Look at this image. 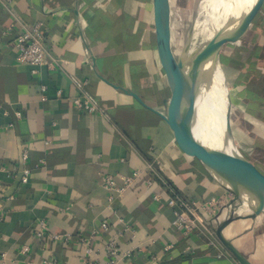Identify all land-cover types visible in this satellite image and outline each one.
Segmentation results:
<instances>
[{
	"label": "crops",
	"instance_id": "1",
	"mask_svg": "<svg viewBox=\"0 0 264 264\" xmlns=\"http://www.w3.org/2000/svg\"><path fill=\"white\" fill-rule=\"evenodd\" d=\"M241 1L251 9L257 0ZM13 9L27 25L44 22L49 54L37 73L17 60L19 25L6 32L15 19L0 4V264H108L111 239L121 252L117 264H240L213 230L229 209L211 215L202 207L226 191L163 117L174 89L158 57L153 0H14ZM259 12L240 39L220 47L228 72L240 73L235 59L253 62L255 73L264 75V59L241 50L243 38L264 44V24L254 28ZM232 14L230 3L225 21ZM85 92L100 111L75 106L74 98ZM227 95L228 114V88ZM14 164L30 170L28 182L21 172L4 170ZM136 170L141 175L110 201L102 176L122 184L121 177ZM174 193L194 204L199 216L188 234L174 224ZM40 219L48 224L44 238L35 233ZM257 227H264L263 216L235 220L224 233L253 264H264ZM66 232L73 235L68 241L48 237ZM78 235L90 239L91 256ZM24 245L30 249L22 254Z\"/></svg>",
	"mask_w": 264,
	"mask_h": 264
},
{
	"label": "water",
	"instance_id": "2",
	"mask_svg": "<svg viewBox=\"0 0 264 264\" xmlns=\"http://www.w3.org/2000/svg\"><path fill=\"white\" fill-rule=\"evenodd\" d=\"M264 0H257L238 29L221 34L226 26L225 17L231 0H215L207 16L199 12L193 21L183 54H175L169 25V16L163 0H153L157 48L162 65L173 83V96L165 100L166 114L163 117L175 131L191 155L196 157L213 179L233 196L229 201L231 214L213 226L221 243L240 264H253L251 260L227 237L224 229L241 214L235 215L238 204H247L252 211L248 217L255 218L264 213V172L250 160L236 142L229 115L226 117V136L233 144V152L213 148L204 144L195 134L197 99L202 85L212 75L206 65L213 61L224 65L220 47L240 39L248 25L262 8ZM229 28V25L227 26ZM226 27V30L228 28ZM225 75V74H224ZM215 218H218L216 216Z\"/></svg>",
	"mask_w": 264,
	"mask_h": 264
},
{
	"label": "built area",
	"instance_id": "3",
	"mask_svg": "<svg viewBox=\"0 0 264 264\" xmlns=\"http://www.w3.org/2000/svg\"><path fill=\"white\" fill-rule=\"evenodd\" d=\"M0 4L7 8L14 16V21L7 27L6 32L14 30L16 31V27L19 25L18 30L16 31V36L13 40V48L16 50L17 53V60L20 63L29 64L33 67V73H37L39 71V67L45 62L47 56H48V46H47V35L45 31L43 30L44 22L43 21H37L33 23L32 25H27L23 22H20L19 18L17 17L13 5L14 0H0ZM42 90L44 92L43 99H47L46 92L48 90V86L43 85ZM63 94L62 90H57V95L61 96ZM75 106L78 108L88 111L90 113H94L97 111H100L97 101L91 97L89 94H86V92L80 96H77L73 100ZM18 116H21V112H16ZM28 160V154L27 152L23 155V162L25 163ZM21 164H14L10 167H4V170L8 171L10 176H15L19 172H21V181L23 183H26L30 179V170L27 168L23 169L21 168ZM141 175V171H134L131 175H125L121 177L122 184H120L119 180L110 174H104L102 176V183L111 193L109 196L110 201H114L115 199V193H119L122 191H125L128 187H130L133 182ZM0 189L3 190L1 187ZM160 196L157 195L155 198H159ZM215 203L216 202H209V204L205 205L203 208L206 210V212H209L210 214L215 212ZM169 204L171 206H174L177 208L176 213V219L174 221V224L184 231L185 233H190L194 230V228L198 225V222L200 221L199 216L196 212L195 205L192 204L190 201L179 197L175 195L171 198L169 201ZM240 210V209H239ZM2 218V217H1ZM39 228L35 229V233L39 237H47V229L48 224L46 220L40 219L38 221ZM102 227L104 230H107L110 228V222L105 221L102 223ZM49 239L51 240H62V241H68L70 240L73 235L70 232H66L64 234H50ZM79 239L84 241L86 245V254L91 256L93 254V248L90 245V239L85 238L81 235H78ZM29 246L24 245L20 249V253L24 254L29 251ZM107 251L110 255L109 263L108 264H117L121 252L120 248L118 247V244L115 239H111L107 245ZM124 256H127L130 258L132 256L131 252H127L126 254H123ZM1 258L6 259L7 253L3 252L1 253ZM90 258V257H89ZM153 259L155 260L156 257L154 256ZM88 264H101L99 261L90 260L88 261ZM45 264H50V261H45Z\"/></svg>",
	"mask_w": 264,
	"mask_h": 264
},
{
	"label": "rangeland",
	"instance_id": "4",
	"mask_svg": "<svg viewBox=\"0 0 264 264\" xmlns=\"http://www.w3.org/2000/svg\"><path fill=\"white\" fill-rule=\"evenodd\" d=\"M204 1L205 0H163L165 10L169 16L170 28L173 25L174 30L177 29L178 36L183 42L182 49L179 52L176 51L174 40L172 42L175 54L178 57L183 54L185 44L189 36L190 27L199 12L201 4ZM231 3L233 7L236 6V14L227 16V20L225 21L227 22V24L225 23L226 27L228 25L230 27L236 22L243 20L245 14H247L250 10L246 5L241 4L242 3L241 0H231ZM226 27L223 28L224 29L223 31L221 30V34L226 32ZM157 52H158V48H157ZM158 57L162 65L159 52H158ZM162 67L165 73L169 75L165 67L163 65ZM224 71H225L224 74H225L226 84L230 95L229 96L230 104L228 111L233 127V132L236 138V142L241 148L242 152L249 159H251L258 167L260 166L259 168L264 172V110H259V106H260L259 102L252 101L250 97H249L250 99L247 97L246 98L242 97V95L240 94L241 91L247 88L248 83H246L245 81L241 82V79H239L240 77L239 72H238L239 75L238 74L236 75L235 72L231 73L228 72L227 70ZM197 134L198 137H203L204 130L200 129L199 133ZM224 190L226 191V195L224 197L221 196L219 199H215V200L214 198H212L210 199L209 202H216L215 203L216 208H214L216 211L220 212V211H224L225 209H229V214L226 215L228 217L231 214V208L229 207L228 204L233 195L226 189ZM209 202H206L202 207L209 204ZM243 206L245 205L238 204L237 212L235 213V215L241 214V216L236 218L235 220H240V219L256 220L258 216L264 217V213L258 215L255 218L248 217V215L252 211L250 207H249L250 209L249 212L240 213L239 209L243 208ZM219 212H217V214ZM214 214L215 212L212 213L211 215ZM216 225L217 223L213 224V226ZM254 232H255L254 236H257L258 238H264V227H257ZM248 240L250 243V238H248ZM239 249L241 250V248ZM245 255L247 256V254Z\"/></svg>",
	"mask_w": 264,
	"mask_h": 264
},
{
	"label": "bare ground",
	"instance_id": "5",
	"mask_svg": "<svg viewBox=\"0 0 264 264\" xmlns=\"http://www.w3.org/2000/svg\"><path fill=\"white\" fill-rule=\"evenodd\" d=\"M215 0H205L201 6V15L207 16L208 10ZM167 7V6H166ZM172 42L176 51H180L183 42L178 36L177 29L173 25L170 28ZM206 70L212 72L211 77L201 87L197 99V118L194 126L195 134L204 144L213 148L223 149L228 153L233 152V144L226 136V117H227V84L221 66L213 61L206 65ZM225 70V68H224ZM200 129L204 130L203 137H198ZM251 160V159H250ZM260 167V166H259ZM245 205V204H244ZM245 212H249L246 204Z\"/></svg>",
	"mask_w": 264,
	"mask_h": 264
},
{
	"label": "trees",
	"instance_id": "6",
	"mask_svg": "<svg viewBox=\"0 0 264 264\" xmlns=\"http://www.w3.org/2000/svg\"><path fill=\"white\" fill-rule=\"evenodd\" d=\"M264 24V5L262 6L261 12L257 15L254 21V28L260 27ZM230 45V43H229ZM251 49V58H254L257 56L259 59H264V44H259L254 39L243 38L242 39V46L241 50H249ZM224 60V59H223ZM235 65L237 67H240V77L241 82L248 83L247 88H245L243 91H241L242 97L251 98L252 101H256L260 103L259 107H262L264 105V75H260V73H255V68L252 63H246L245 61H239L237 63V60H235ZM255 63V62H254ZM257 74V75H256ZM249 98V99H250ZM172 188L176 191V188L171 185Z\"/></svg>",
	"mask_w": 264,
	"mask_h": 264
}]
</instances>
